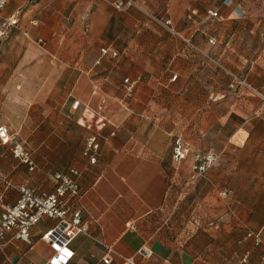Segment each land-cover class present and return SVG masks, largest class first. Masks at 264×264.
<instances>
[{"label": "crops", "instance_id": "1", "mask_svg": "<svg viewBox=\"0 0 264 264\" xmlns=\"http://www.w3.org/2000/svg\"><path fill=\"white\" fill-rule=\"evenodd\" d=\"M112 1L7 2L0 31L17 23L0 40V126L35 168L0 137V214L21 186L53 192L54 174L76 168L82 193L71 204L89 233L72 240L68 264H105L108 253L109 264H264V0H137L125 9ZM224 68L262 94L229 89ZM241 108L255 112L247 129ZM226 123L236 124L229 134ZM174 124L198 129L185 135L193 149L182 160L173 157ZM93 134L102 150L90 165L83 150ZM197 152L218 156L191 202L204 226L167 225L176 168L189 178ZM208 218L219 221L206 227ZM57 221L43 218L31 243L8 234L0 264H48L53 249L41 236Z\"/></svg>", "mask_w": 264, "mask_h": 264}, {"label": "built area", "instance_id": "2", "mask_svg": "<svg viewBox=\"0 0 264 264\" xmlns=\"http://www.w3.org/2000/svg\"><path fill=\"white\" fill-rule=\"evenodd\" d=\"M9 0H0V17ZM36 1V0H32ZM234 0H225L224 4L230 6L234 4ZM114 6L118 9L126 6L136 5L137 0H114ZM241 11L237 6V10ZM211 16L217 17V11H210ZM241 13V14H240ZM240 16L244 12H240ZM17 23V19L5 21L3 23L4 30L0 31V40L9 26ZM170 23V20L167 21ZM102 55L111 57H118L117 51H109L107 48L102 49ZM231 76V89L236 87H246L251 91L258 92L245 78L238 76L232 71L227 72ZM176 76H174L175 78ZM125 83H129L127 90L131 91L134 83L129 79H125ZM79 105L78 102L75 103ZM115 133L113 132L112 135ZM0 137L3 143L13 142L11 150L15 156L19 157L21 161L27 163L29 168L33 170L35 164L31 158V153L22 143L16 141V136L9 133L6 125L0 126ZM101 145L98 137L93 134L90 135L85 143L83 155L90 165L96 164L101 155ZM173 157L177 160H182L187 157L190 152V144L178 137L175 139L173 148ZM217 154L197 152L194 154V170L197 172L196 176L205 174L210 167L217 161ZM82 172L76 168H71L68 172H57L54 177L57 181L53 192L39 193L35 188L21 186L19 188L20 196L18 200L6 206L0 214V244L6 240L7 235L11 232L15 233L14 237L22 239L28 243L32 242L31 230L43 218H55L57 223L44 232L41 236L42 240L47 242L53 249V254L50 257L48 264H68L75 255V250L70 246L72 240L81 233H89V224L83 219L82 210L71 204V201L79 197L82 193L80 178ZM195 176V177H196ZM8 183V182H7ZM222 195L227 196V191H222ZM249 233V236H252ZM256 240L261 241L260 237L256 235ZM143 255L150 254L149 250L144 248L141 250ZM112 261L111 255L108 253L103 257V262L109 264ZM244 261L246 259L244 258Z\"/></svg>", "mask_w": 264, "mask_h": 264}, {"label": "rangeland", "instance_id": "3", "mask_svg": "<svg viewBox=\"0 0 264 264\" xmlns=\"http://www.w3.org/2000/svg\"><path fill=\"white\" fill-rule=\"evenodd\" d=\"M113 2H114V0L112 1V3ZM136 5H131V6H136ZM113 6H114V4H113ZM126 7H130V6H126ZM126 7L120 8V9H125ZM116 9H118V8H116ZM208 14L211 16L210 11L208 12ZM211 17H213V16H211ZM213 18H219V14L217 17H213ZM224 70H225L226 74L229 76V74L227 72L230 70V68L229 69L224 68ZM230 71H232L233 73L237 74L238 76H240L242 78L247 79L246 77L241 76L240 74H238L237 72H235L233 70H230ZM229 79H230V82H229L228 86H229V89H231V87H230V84L232 82L231 76H229ZM247 81L249 82L248 79H247ZM251 85L254 88H256L253 84H251ZM243 87H236L235 89H231V90H233L234 92H237L240 95L244 96V94L248 93V91H247L248 88L244 87L246 89H243ZM257 91L258 92H254V91H251V92L257 93V94H262V92L260 90L257 89ZM244 92H246V93H244ZM262 95L264 96V94H262ZM225 110H226L225 112L227 113V111L230 112L231 108H225ZM241 111L242 112H240V115H241L240 126L247 129V127L249 125L248 120L252 119L253 114L255 112H253L252 110H248L247 108H241ZM195 125L196 124H192V126H191L192 128H190V126L187 124H174L173 137H175V136H177L176 138L181 137V138H183L184 141L188 142L190 144V152L193 149V144H192V142H190L189 138L185 137V135L188 133H195V132L198 133V129H197V127H195ZM235 125H236L235 123H228V124L226 123L223 131L225 133L229 134L231 132V130L236 127ZM209 130H210V128H209ZM213 130H214V128H213ZM96 136L99 137V134H96ZM175 139L173 140V148H174V144H175ZM100 145H101V142H100ZM176 169H177V171H179L178 175L180 178V180H179L180 182H174L173 192L169 196V198L167 199L166 206L164 207V211H163V213L165 215L164 219L167 221V223H168L167 225L173 224L176 226H182L183 223H185L184 224L185 227H188V228H193V227L202 228L204 226V224L202 222L198 223V221H197L198 218L193 216L192 212H194V211H192V210L194 208H193V204L191 207V202L193 201V199H195L197 197V195L199 194V192L201 190V188L196 186L197 185L196 180L200 177L205 179L206 173L203 175L196 176L197 172L192 167V175L189 176L190 180L192 181L190 183L189 178L183 176L184 170L182 168V164L177 166ZM219 191L216 192L217 197L222 198L221 196H223V195ZM190 197H192V200ZM224 200H226V199H224ZM225 209H226V206H225ZM217 221H219V218H217V219L208 218L206 220V224L208 226L206 224L205 225H206V227H212V226L214 227V226H216ZM199 226H201V227H199ZM248 236H249V234H248ZM258 242L260 243L262 241H258ZM245 259H246V261L243 260V262H247V258H245Z\"/></svg>", "mask_w": 264, "mask_h": 264}, {"label": "trees", "instance_id": "4", "mask_svg": "<svg viewBox=\"0 0 264 264\" xmlns=\"http://www.w3.org/2000/svg\"><path fill=\"white\" fill-rule=\"evenodd\" d=\"M99 160V159H98ZM98 162V161H97ZM223 191H227L228 193H229V191L228 190H223Z\"/></svg>", "mask_w": 264, "mask_h": 264}]
</instances>
